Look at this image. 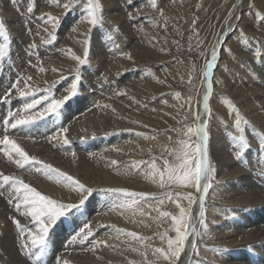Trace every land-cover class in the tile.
I'll return each mask as SVG.
<instances>
[{"label":"rangeland","instance_id":"374dc122","mask_svg":"<svg viewBox=\"0 0 264 264\" xmlns=\"http://www.w3.org/2000/svg\"><path fill=\"white\" fill-rule=\"evenodd\" d=\"M239 1L155 0L153 7V0H101L105 22L93 28L79 21L84 14L81 6L84 0L71 10L57 7L54 0H0V18L9 29L11 40L14 38L10 54L0 62V89L3 85V89L8 87L6 93L11 91L12 97L5 102L3 90L0 91V120L7 117L6 109L11 110L13 104H25V97H20L12 87L18 77H32L29 83L42 91L36 92L35 98L46 95L43 90L48 89L54 99L62 100L70 96L76 70L80 68L78 94L64 103L59 118L48 114L7 133L0 124V139L4 134L10 135L29 156L51 164L93 189L83 206L50 228L42 264L64 261L67 264H168L152 252L157 247L167 248V239H160L162 234L175 236L171 219L161 217L159 212L178 215L179 209L171 200L163 205H157L156 201L168 192L173 196L191 193L196 197L191 207L192 216L196 217L200 193L192 187H160L148 174L153 161L161 169L164 160L170 165L177 163L170 152L177 147L178 140L186 137L173 130L197 125L194 115L203 112V73L214 47L218 50V61L212 75L211 116L204 121L210 134V160L215 168L205 201L208 228L204 232L196 220L191 222L201 234L189 236L177 264H264V156L257 135L264 134V22L259 19L264 15V0H241L238 4ZM64 2L59 0L61 5ZM29 4L34 8L31 14L27 12ZM46 14L59 19L54 29L41 21L40 17ZM230 20L233 30L226 32L228 36L222 40L226 21ZM49 33L54 34L55 40L44 44L43 40L50 38ZM84 33L91 41L89 62L78 66L71 55L83 58ZM32 43L36 45L35 54L29 56L28 46ZM123 53H130L132 59ZM39 67L44 68V73ZM177 92L180 100L174 95ZM28 96L26 103L34 98ZM189 97L193 101L191 109L182 106ZM228 100L249 122L242 125V134L250 144L242 162L235 158L239 144L229 136V133L232 136L241 133L234 127ZM46 103L42 101L32 111L41 110ZM185 116L187 120L183 119ZM42 124H46L44 133H53L40 135L38 128ZM61 126L69 130V145L49 142L48 138ZM196 139L193 137V142ZM72 152L76 153L75 157ZM0 172L24 179L60 203H79L80 194L74 189L48 178L42 171L19 168L2 151ZM109 188L145 193L146 197L135 208H121L118 205L123 197L100 191ZM0 192L3 193L0 194V264H33L20 250V243L28 238L19 235L12 219H19L33 231L35 226L8 203L14 196L10 187ZM180 203L188 207L187 200ZM85 223L91 225L93 234L81 240L78 233ZM115 228L125 233L135 232L144 241L126 235L117 238ZM96 241L101 243L93 249ZM214 248L227 251L216 253L211 251ZM141 252H147V260Z\"/></svg>","mask_w":264,"mask_h":264},{"label":"snow or ice","instance_id":"6c2138e0","mask_svg":"<svg viewBox=\"0 0 264 264\" xmlns=\"http://www.w3.org/2000/svg\"><path fill=\"white\" fill-rule=\"evenodd\" d=\"M54 4L57 7H63L65 10H71L77 4H81V0H66L62 5L59 0H54ZM83 8V16L81 22H86L89 26L95 28L97 26H103L105 18L103 16V5L101 0H84L81 5ZM153 7H156L155 0H153ZM34 8L31 4L27 7V12L31 14ZM44 25L51 26L53 29L59 23V19L50 14L40 17ZM259 19L264 22V15L259 16ZM227 27L225 32L231 30V24L226 21ZM47 31V28L44 29ZM73 31H76L73 28ZM118 31V29H117ZM85 39L82 41L84 45L83 58L74 53L71 58L77 62L78 66L86 65L89 57V50L91 47V41L87 36V33L83 34ZM49 39L43 40L44 44H50L54 42L55 36L53 33H49ZM0 62H3L5 58L10 54V44L11 36L9 29L6 26L5 21L0 18ZM247 42V41H245ZM218 43L222 45V41L218 40ZM36 49L35 43L28 46L27 54L29 56L34 55V50ZM69 53H72L71 49H68ZM127 59L131 60L132 56L130 53H123ZM37 59H39L37 57ZM218 61V50L214 47L210 59L206 62V71H204V81L205 85L204 95L202 98V109L197 111L194 115V119L197 123L195 127L187 126L185 129H174L179 134L186 137V139L178 140L177 147L170 152L174 155L177 163L170 165L167 160H164V168H158L153 161L151 164V172L148 174L154 182L158 181L160 187L165 185H175L178 187H192L199 195V211L198 216L193 217L191 212V207L196 203V197L192 196L191 193L188 194H177L173 196L171 192L165 194L157 199V205L165 204L166 200H171L175 206L179 209L178 215H171L168 212H159V208L156 210L159 212L161 217L170 218L173 224L172 231L175 232L174 237H168L167 232L160 236L161 240L167 239V248L157 247L152 250L153 255L157 258H162L167 261L168 264H177L181 254L184 252L186 242L189 240V236H200V231L191 223L196 220L201 226L204 232L207 231L208 225L206 223V207L205 201L209 189L212 187V181L214 180L215 168L211 164L210 154H209V139L210 134L208 131V125L204 122L206 118L211 116L210 108V98L213 96L214 83L212 80L213 69ZM39 71L44 73V68L39 67ZM77 75L74 77L75 83L71 85V93L69 97H65L62 100H57L53 98V93L44 89L43 91L46 95L35 98V93L41 91L38 88H33L29 83L32 80L31 76L18 77L14 82L12 87L19 93L20 97H25L32 95L34 98L23 105L21 109L16 111H9L7 117L0 120V124L3 125L4 133H7L9 129H17L20 126H28L39 119H43L48 114H52L59 118L60 110L62 109L64 103L78 94V85L81 81L80 68H77ZM23 81V86L21 85ZM189 84L192 82L189 81ZM11 95V91L7 92L2 99L8 102ZM177 100L181 99L180 93L174 94ZM42 101H47L46 105L37 111H32L40 104ZM193 101L189 97L184 101V105H187L191 109ZM228 109L234 114V127L238 133L237 136H229L233 141H237L239 144V151L236 152L235 158L241 160L244 156L245 150L250 147L249 141L245 135L244 128L242 125H248V121L241 115L240 110L235 106V104L228 100L226 101ZM187 120L188 117L183 118ZM68 128L61 126L58 131H56L51 137H49V142L61 141L62 145H69L70 140L68 139L67 133ZM137 135H142L138 133ZM260 136L259 144L261 155L264 156V134L257 133ZM193 137L197 139L193 142ZM145 139H154V137H144ZM0 151L3 155L8 158V160L14 163L21 169L27 171H42L48 178H54L57 183H61L69 188L74 189L80 194L79 203H60L57 200L51 198L48 195L42 194L35 187H31L29 184L25 183L22 179L6 175L0 172V190L5 189L6 186L10 187L13 192V198L8 200L9 204H13L16 212L25 218H30V221L35 226V230L24 226L21 224L19 219L13 218L12 223L15 225L16 229L19 230V235L21 237H27V240H23L20 243V250H23L25 255L29 260H32L33 264H42V259L46 256L48 249V238L50 233V228L55 226L57 221L62 217L67 216L73 210L79 209L85 204L86 199L93 194V189L91 187H86L84 183H81L78 179L73 176L60 171L52 167L50 164H45L35 157L29 156V154L21 147L16 139H13L8 134H4L2 139H0ZM73 157L76 156L75 152H72ZM112 163H115L113 161ZM39 166V167H37ZM101 192L116 194L123 197L122 203L118 205L121 208H135L141 201L146 197L145 193H137L133 191H128L126 189H100ZM0 194H3L0 192ZM187 200L188 207L185 208L181 205L180 201ZM15 201V203H14ZM140 215H144L140 212ZM117 238L121 235H126L133 240H138L143 243L144 238L138 237L135 232L125 233L121 229H115ZM93 234L91 225L85 223L83 228L79 230L78 235L81 240H87L89 236ZM101 243L96 241L93 244V249L96 245ZM195 247V245H192ZM135 251V249H133ZM211 251L216 253H223L227 251L226 249L214 248ZM141 255L145 256L147 260V252H141ZM59 264H67L66 261L59 262Z\"/></svg>","mask_w":264,"mask_h":264},{"label":"bare ground","instance_id":"6f19581e","mask_svg":"<svg viewBox=\"0 0 264 264\" xmlns=\"http://www.w3.org/2000/svg\"><path fill=\"white\" fill-rule=\"evenodd\" d=\"M241 1V0H240ZM240 1L238 2V4L240 3ZM242 2V1H241ZM243 2H245V0H243ZM42 7V6H41ZM112 10V9H111ZM115 11V10H114ZM106 14V13H105ZM17 19H18V17H17ZM80 22H81V18H80V20H79ZM230 24H231V27H232V25H233V20H230V21H228ZM21 23V22H20ZM24 23V22H23ZM68 23V22H67ZM26 24V23H25ZM24 24V25H25ZM13 26H15V25H13ZM29 26V25H28ZM27 26V27H28ZM81 26V25H80ZM16 27H18V26H16ZM24 27V26H23ZM67 27V26H66ZM227 27V26H226ZM19 28V27H18ZM232 29V28H231ZM233 30V29H232ZM60 31V30H59ZM13 32V31H12ZM19 32H21V31H19ZM25 32V31H24ZM229 32H231V30L229 31ZM61 33V32H60ZM12 34H14V33H12ZM228 34V33H227ZM226 34V32H225V30L222 32V35H221V37H222V40L223 39H226L225 37L226 36H228ZM31 35V34H30ZM32 36V35H31ZM19 38V37H18ZM17 38V39H18ZM14 38H12V40H13ZM11 40V41H12ZM19 40V39H18ZM20 40H22V39H20ZM26 42V41H25ZM14 43V42H13ZM15 44H16V42H15ZM20 46V45H19ZM48 46V45H47ZM57 47V46H56ZM18 48V47H17ZM55 48V47H54ZM53 48V49H54ZM60 48V47H59ZM47 49H49V48H47ZM73 49V48H72ZM46 50V49H45ZM25 51V50H24ZM99 54V53H98ZM15 56H16V54H14ZM21 57V56H20ZM223 58V57H222ZM222 58H220V59H222ZM20 59V58H19ZM87 68V67H86ZM8 74V73H7ZM6 74V75H7ZM5 79V78H4ZM2 80V79H1ZM34 80V79H33ZM217 80V79H216ZM66 83V82H65ZM74 83V82H73ZM2 84H6L4 81H3V83ZM33 84V83H32ZM35 85V84H34ZM4 86V85H3ZM3 86H2V89H0V91H2V93L1 94H3V95H5L6 94V91L8 90V87H5V89H3ZM34 87V86H33ZM1 88V87H0ZM15 91V90H14ZM16 92V91H15ZM42 92V91H41ZM217 92V91H216ZM0 94V95H1ZM12 94H14V92L12 93ZM37 94V93H36ZM39 95V94H38ZM2 96V95H1ZM0 96V97H1ZM13 96V95H12ZM16 96V95H15ZM11 97V96H10ZM27 96H25V98H23L24 99V101H23V103H26L27 102V100L29 99V96L26 98ZM35 97H36V95H35ZM12 98V97H11ZM15 98H18V97H15ZM76 98V97H75ZM86 100V99H85ZM8 101H11V100H9L8 99ZM13 101V100H12ZM89 101V100H88ZM30 102V101H29ZM17 103V102H16ZM45 103V102H44ZM43 103V104H44ZM88 103V102H87ZM4 104V103H3ZM85 104V103H84ZM42 105V104H41ZM3 107L6 109V107H5V105H3ZM23 106H21V104H20V102L18 103V104H13V106H12V108H11V110H10V108H9V110L8 109H6L7 110V112H9V111H14V110H17V108L18 109H20V108H22ZM42 107V106H41ZM6 117V116H5ZM94 117V116H93ZM66 119V118H65ZM36 122V121H35ZM37 124V123H36ZM36 124H34V125H36ZM92 124V123H91ZM46 125V124H45ZM44 124H42L39 128H38V133L40 134V135H44V134H52L53 132H47V133H44V130H45V128H46V126H45ZM87 125V124H86ZM94 125H95V123H94ZM89 126V125H88ZM91 126V125H90ZM52 127V126H51ZM79 127H80V125H79ZM24 129V128H23ZM22 129V130H23ZM48 129H49V127H48ZM47 129V130H48ZM53 129V128H52ZM92 129V128H91ZM86 131H88V130H86ZM14 132V131H13ZM17 132V131H16ZM46 132V131H45ZM3 133V132H2ZM34 134H37V133H34ZM29 137V136H28ZM27 137V138H28ZM37 138V137H36ZM22 139V138H21ZM79 139V138H78ZM42 143V142H41ZM57 143H59V142H57ZM35 145V144H34ZM55 146V145H54ZM48 147V146H47ZM76 147V146H75ZM61 149H63V148H61ZM34 150V149H33ZM108 150V149H107ZM222 152V151H221ZM35 153V152H34ZM38 153H40V152H38ZM31 155V154H30ZM39 156V155H38ZM33 157V156H32ZM224 157V156H223ZM36 158V157H35ZM41 158V157H40ZM4 159V158H3ZM38 159V158H37ZM218 159V158H217ZM48 160V159H47ZM6 161V160H5ZM43 161V160H42ZM2 162V161H1ZM61 162V161H60ZM4 163V162H3ZM2 163V164H3ZM7 164V163H6ZM51 165V164H50ZM67 166V165H66ZM5 167V166H4ZM7 167V166H6ZM8 171V170H7ZM14 171V170H13ZM7 173V172H6ZM25 173V172H24ZM20 177V176H19ZM24 178H25V176H24ZM27 178V177H26ZM47 178V177H46ZM24 180V179H23ZM26 181V180H25ZM48 181H50V180H48ZM37 182V181H36ZM249 185V184H248ZM253 185V184H252ZM257 185V184H256ZM254 188V187H253ZM41 190V189H40ZM43 191V190H42ZM256 191V190H255ZM4 192V191H3ZM261 194H263V192L261 193ZM11 195V194H10ZM8 196V195H7ZM105 196V195H104ZM256 196V195H255ZM263 196V195H262ZM9 197V196H8ZM100 197H101V195H100ZM108 199V198H107ZM251 199H252V197H251ZM255 200H256V197L254 198ZM258 200V199H257ZM109 201V200H108ZM115 201V200H114ZM264 201V200H263ZM1 202V201H0ZM110 202V201H109ZM6 203V202H5ZM259 204V203H258ZM245 205V204H244ZM254 206V205H253ZM260 206H262V205H260ZM256 207V206H255ZM98 208V207H97ZM263 208V207H262ZM259 209V208H258ZM134 211V210H133ZM83 212V211H82ZM258 213V212H257ZM4 214V213H3ZM9 214V213H8ZM71 214V213H70ZM105 214V213H104ZM71 216V215H70ZM74 216V215H73ZM4 217V216H3ZM2 218V217H1ZM73 218V217H72ZM255 218V217H254ZM258 221V220H257ZM75 223H76V221H75ZM80 226V225H79ZM1 227V226H0ZM3 227H4V222H3ZM260 228H262V227H260ZM31 229V228H30ZM116 229V228H115ZM97 230V229H96ZM6 231H7V228H6ZM99 231V230H98ZM257 234V233H256ZM8 234H6V236H7ZM9 237V236H8ZM7 237V238H8ZM11 237H9V239H10ZM10 241V240H9ZM73 241V240H72ZM79 241V240H78ZM75 242V241H74ZM250 242V241H249ZM3 243H4V241H3ZM109 243V242H108ZM7 244V243H6ZM9 244V243H8ZM64 244V243H63ZM14 245V244H13ZM107 245V244H106ZM15 247V246H14ZM14 247H12L13 249H14ZM50 247V246H49ZM108 247V246H107ZM112 247V246H111ZM1 248V247H0ZM3 249V248H2ZM16 250V249H15ZM10 251V250H9ZM102 251V250H101ZM112 252V251H111ZM18 253V252H17ZM103 253V252H102ZM75 254V253H74ZM115 254V253H114ZM243 254V253H242ZM7 255H8V253H7ZM24 256V255H23ZM118 256V255H117ZM120 256V255H119ZM56 257V256H55ZM108 257H110V256H108ZM8 258H9V255H8ZM13 258V257H12ZM25 258V257H24ZM100 258V257H99ZM103 258V257H102ZM118 258V257H117ZM14 259V258H13ZM20 259H22V258H20ZM19 259V260H20ZM63 259V258H62ZM114 259V258H113ZM12 260V259H11ZM81 260V259H80ZM189 260V259H188ZM247 260V259H246ZM5 262V261H4ZM89 262V261H88ZM112 262V261H111ZM188 262V261H187ZM3 263V262H2ZM6 263V262H5ZM7 264V263H6ZM25 264V263H24Z\"/></svg>","mask_w":264,"mask_h":264}]
</instances>
